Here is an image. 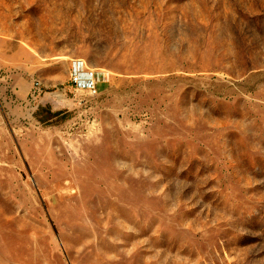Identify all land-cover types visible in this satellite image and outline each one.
I'll use <instances>...</instances> for the list:
<instances>
[{"label":"rangeland","instance_id":"obj_1","mask_svg":"<svg viewBox=\"0 0 264 264\" xmlns=\"http://www.w3.org/2000/svg\"><path fill=\"white\" fill-rule=\"evenodd\" d=\"M0 264H264V0H0Z\"/></svg>","mask_w":264,"mask_h":264},{"label":"built area","instance_id":"obj_2","mask_svg":"<svg viewBox=\"0 0 264 264\" xmlns=\"http://www.w3.org/2000/svg\"><path fill=\"white\" fill-rule=\"evenodd\" d=\"M105 77V74L90 67L85 60L75 59L71 62L70 83L78 91L96 96Z\"/></svg>","mask_w":264,"mask_h":264}]
</instances>
